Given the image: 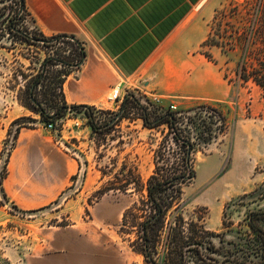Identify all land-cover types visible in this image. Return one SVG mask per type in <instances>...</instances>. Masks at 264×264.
<instances>
[{
	"label": "rangeland",
	"instance_id": "rangeland-1",
	"mask_svg": "<svg viewBox=\"0 0 264 264\" xmlns=\"http://www.w3.org/2000/svg\"><path fill=\"white\" fill-rule=\"evenodd\" d=\"M260 1L204 0L194 8L172 44H167L157 68L173 85L182 77L180 72L190 71L186 66L191 59L202 56L225 80L222 99H182L176 94L160 97L139 80L122 88L123 101L116 103L109 100L115 89L108 88L96 103L88 105L102 128L97 133L83 110H68L56 122V130L50 132L39 114L20 103L32 79L42 73L46 58L59 63L46 67L45 81L37 88L45 106L59 96L58 82L65 74L74 80L96 72L109 80L105 61L92 55L88 40L81 35H65L68 37L52 39L47 46L9 41L0 44V264H147L132 247L137 230L131 228V216L126 226L124 216L146 197L145 186L155 170V152L168 127H146L133 97L158 115L171 110L172 105L177 107L173 112H186L207 104L227 117L226 134L208 146H197L193 153L196 178L183 188L187 219L202 214L198 209H206V227L220 233L226 206L253 191L256 193L246 204H232L227 209L229 220L239 229L246 223L247 212L264 209L262 91L237 78L236 53L196 45L203 37L201 44L217 39L224 31L242 32L257 25ZM28 25L35 30L31 20ZM119 113L125 117L122 121L110 129L103 128ZM19 119V124H14ZM174 149L181 154L175 145ZM72 158L79 163L75 173L67 166ZM73 163L77 166L76 161ZM6 170L7 178L2 180ZM137 176L141 178L140 191L134 189ZM128 183L127 190L122 191L120 188Z\"/></svg>",
	"mask_w": 264,
	"mask_h": 264
},
{
	"label": "trees",
	"instance_id": "trees-1",
	"mask_svg": "<svg viewBox=\"0 0 264 264\" xmlns=\"http://www.w3.org/2000/svg\"><path fill=\"white\" fill-rule=\"evenodd\" d=\"M30 20L35 24L26 0H0V44L9 41L11 44L47 46L52 39L68 37L59 35L48 38L37 26L32 31L28 25ZM257 22V25H250L242 29V32L224 31L222 36L210 38L202 47L236 53L237 78L244 84L253 83L259 87L264 99V0L260 1V18ZM81 54L85 56V52ZM207 56L212 58L210 54ZM58 63V60L52 58L43 61L42 73L32 79L20 103L39 114L47 123L58 122L68 110H83L93 131L99 132L102 128L97 125L91 107L67 104L64 84L69 74H65L58 82L59 96L54 97L49 105L45 106L39 99L37 88L45 81L43 72L48 65L56 66ZM127 101L128 97L122 109L126 108ZM132 103L142 112L140 118L146 127H168L167 135L155 152V170L145 186L146 197L124 216V226L129 223L131 216V228L137 230V239L132 244L134 251L143 255L147 264H264V209L247 212L246 223L239 229L229 220L227 212L232 204H246L256 191L246 193L226 206L223 231L220 233L206 227V209H198L202 214L195 218L187 219L184 215L183 188L196 178L193 153L197 146H208L226 134L229 123L224 113L201 104L186 112L168 110L158 115L151 113L134 97ZM49 109L52 112H48ZM124 118L123 113H119L103 128L110 129ZM20 120L14 124H19ZM20 127L15 134L16 138ZM174 145L181 154L176 152ZM1 178H7V170ZM130 184L120 189L127 190ZM134 185L135 190H142L140 176L136 177Z\"/></svg>",
	"mask_w": 264,
	"mask_h": 264
},
{
	"label": "crops",
	"instance_id": "crops-1",
	"mask_svg": "<svg viewBox=\"0 0 264 264\" xmlns=\"http://www.w3.org/2000/svg\"><path fill=\"white\" fill-rule=\"evenodd\" d=\"M203 1L26 0V6L45 36L81 35L88 40L92 55L105 61L109 80L91 72L84 78L72 80L68 77L64 84L68 105L88 106L96 103L108 88L121 91L139 80L145 88L155 89L160 97L176 94L182 99H222L225 80L221 72L219 75L215 72L216 66L202 56L193 57L186 66L190 71L180 72L178 76L182 77L173 85L157 70L167 44H172L194 8ZM203 41L204 37L196 45L201 46ZM68 165L72 173L79 167L73 158L67 161Z\"/></svg>",
	"mask_w": 264,
	"mask_h": 264
},
{
	"label": "built area",
	"instance_id": "built-area-1",
	"mask_svg": "<svg viewBox=\"0 0 264 264\" xmlns=\"http://www.w3.org/2000/svg\"><path fill=\"white\" fill-rule=\"evenodd\" d=\"M110 101H114L116 103H122L123 101V98H122V95H121V91L119 88H116L115 89V92L114 94L109 98ZM171 110L172 111H175L177 110V107L172 105L171 106ZM56 126H57V123H47L46 124V129L50 132L52 131H55L56 130Z\"/></svg>",
	"mask_w": 264,
	"mask_h": 264
}]
</instances>
